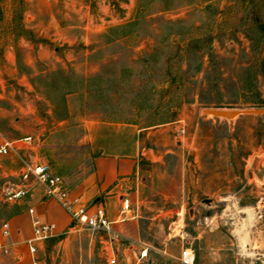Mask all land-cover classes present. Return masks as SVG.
<instances>
[{
	"label": "rangeland",
	"instance_id": "374dc122",
	"mask_svg": "<svg viewBox=\"0 0 264 264\" xmlns=\"http://www.w3.org/2000/svg\"><path fill=\"white\" fill-rule=\"evenodd\" d=\"M204 108L264 109V0H0L1 133L40 129L35 153L72 183L92 170L81 118L147 127L162 192L135 211L139 264H179L185 247L194 264H264V113ZM49 115L65 122L40 142ZM30 230L0 264H107L114 249L70 221L29 253Z\"/></svg>",
	"mask_w": 264,
	"mask_h": 264
},
{
	"label": "crops",
	"instance_id": "0c3cea01",
	"mask_svg": "<svg viewBox=\"0 0 264 264\" xmlns=\"http://www.w3.org/2000/svg\"><path fill=\"white\" fill-rule=\"evenodd\" d=\"M66 111L69 110L66 109ZM253 115L258 116L259 114ZM0 116L1 118L6 117L5 114ZM239 116L244 115L240 114L226 120H232L231 123H240L242 117ZM64 122L65 117L54 120L49 115L48 122H46L49 126L48 134L40 142H43L51 132L55 131H50V129H54ZM78 126L80 128L78 142H83L92 155L91 172L72 183H67L64 176L55 171L52 172L62 177L70 195H78L87 204L103 207L106 218L112 222L113 229L119 233V239L126 245L123 246V243H115V241L99 240L109 244L114 243L111 254L115 252L116 257L121 256L122 260L125 259L124 257L133 259L139 249L145 247L138 239L135 211L142 207V202L162 192L156 184L158 176L156 168L161 163V158L153 153L150 155L145 153L143 134L148 129L135 122L85 116L79 120ZM42 127L44 128V126ZM12 128L15 130L16 137H9L7 133L0 132V139L11 144L22 142L27 145L19 147L14 144L9 148L7 155L0 156L1 203H5L1 197L2 187L6 182L17 181V172L21 165V158L17 154L20 151H22L24 159L32 155L37 160L46 162L42 156L35 153L39 145L38 135L41 134V130L39 129L36 136L31 138L29 135L19 136L18 130L21 129L18 126L13 125ZM24 137H30L32 144L22 141L21 139ZM146 154L148 157L145 156ZM123 199H127L130 204L129 214H126L123 220H117ZM6 204L8 205L4 209L0 208V224L4 221L8 223L9 234L6 237H1V246L7 239L16 240L17 231L28 234L30 228L26 209L29 205L33 206L35 215L41 221L54 225L55 234L63 231L70 223L67 212L52 199H40L39 191L17 203ZM43 243L44 241L37 244V250Z\"/></svg>",
	"mask_w": 264,
	"mask_h": 264
},
{
	"label": "built area",
	"instance_id": "2783aa9c",
	"mask_svg": "<svg viewBox=\"0 0 264 264\" xmlns=\"http://www.w3.org/2000/svg\"><path fill=\"white\" fill-rule=\"evenodd\" d=\"M31 143L30 137L21 139ZM13 144L0 139V156H5ZM18 148V147H17ZM21 165L17 172L16 182H6L1 190L2 201L5 203H17L26 197L33 196L39 191L40 199H52L63 208L72 223L83 225L94 234L103 232L107 235V241L114 242L119 238V233L113 229L112 222L109 221L101 205L87 204L78 195H70L69 189L65 186L60 175L51 171L48 163L37 160L34 156L26 159L21 158ZM130 210L127 199H123L117 220H123ZM31 227V236L27 239V249L29 253L37 250V244L45 241L54 234V225L41 221L34 213L33 206L26 209ZM9 234V225L6 221L0 224V247L1 237ZM147 249L142 247L133 257L131 264H139L146 257ZM179 264H194V254L191 248H183L178 255ZM107 264H127L126 261L118 259L113 252L106 260ZM36 264V263H33Z\"/></svg>",
	"mask_w": 264,
	"mask_h": 264
},
{
	"label": "water",
	"instance_id": "95a60500",
	"mask_svg": "<svg viewBox=\"0 0 264 264\" xmlns=\"http://www.w3.org/2000/svg\"><path fill=\"white\" fill-rule=\"evenodd\" d=\"M204 114L211 115L213 117H221L225 119H231L240 114H262L264 109L253 108V109H235V108H204L202 109ZM148 157V155H145ZM202 202H207V199H202ZM98 239L107 240V235L103 232L97 234Z\"/></svg>",
	"mask_w": 264,
	"mask_h": 264
},
{
	"label": "trees",
	"instance_id": "16d2710c",
	"mask_svg": "<svg viewBox=\"0 0 264 264\" xmlns=\"http://www.w3.org/2000/svg\"><path fill=\"white\" fill-rule=\"evenodd\" d=\"M67 93V92H66Z\"/></svg>",
	"mask_w": 264,
	"mask_h": 264
}]
</instances>
